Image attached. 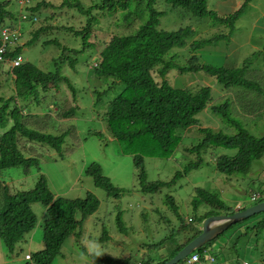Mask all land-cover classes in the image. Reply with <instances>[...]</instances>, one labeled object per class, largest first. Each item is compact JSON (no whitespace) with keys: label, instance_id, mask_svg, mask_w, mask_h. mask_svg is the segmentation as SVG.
Masks as SVG:
<instances>
[{"label":"trees","instance_id":"16d2710c","mask_svg":"<svg viewBox=\"0 0 264 264\" xmlns=\"http://www.w3.org/2000/svg\"><path fill=\"white\" fill-rule=\"evenodd\" d=\"M31 1L33 2V0ZM158 2H162L163 8H160ZM250 2L252 0H245L244 4L233 14L219 17L209 10L208 0H94L93 5L87 8L80 0H63L62 8L66 6L78 9L82 16L88 17L87 25L82 30L69 29L83 39L81 51L87 49L95 51L97 48L90 42L92 24L97 18L94 15L95 11L102 14H106L104 12L111 14L115 11H128L126 17L133 13L137 14L138 28H129L126 33H112L110 41L104 43L101 50L97 52L93 61L95 65L90 64L92 67L90 74L95 75L101 81L102 87L105 84L107 86L103 92L97 90L100 86L91 89V93L99 99L97 102L103 100V97H107V94L112 90V94L115 93L106 108L102 106L97 110V114H99L100 110L105 108L102 112L104 133L98 135L102 139L108 138L116 141L123 155L133 157L140 191L144 194H154L161 192L164 188H171L180 178L187 177L193 170L200 169L204 164L201 154L209 149L222 148L235 152L234 155L224 154L215 158L212 156L216 162V169L220 173L230 176L248 175L252 162L264 156V137L250 134L237 119V116H245V113L258 114L263 111L264 88L259 82L247 77L246 66L227 70L224 67L199 63L197 53L210 41H219L223 36H217L209 41H189L195 34L189 26H178L177 29L171 30L160 28L163 17L167 16L169 12L181 10L197 19L210 16L214 21L226 24L230 28L231 36L239 16L242 15ZM8 3L0 4V28L14 18L13 13L6 8ZM42 6L46 7L47 4L42 2L31 12L37 13ZM146 17L148 20L144 22ZM46 31L45 27L39 29L25 46L33 45L37 41L38 35ZM53 42L48 41L47 44ZM22 47L7 49L6 58L19 56ZM73 53L76 56L79 51H73ZM63 60L60 58V62H56V65L62 67L66 63L62 62ZM68 63L72 69H75L76 59H72ZM4 65L5 62L0 63V88L4 73L2 66ZM5 73L13 79L14 87L9 98L0 96V126L11 124V127L0 135V172L19 168L28 172L32 168H37L40 172L39 160L35 157L27 158L24 155L25 153L22 151L24 143L46 145L58 151L65 144L69 132L60 131L59 135L45 132L44 130L47 129L55 130V127H52L47 121L52 118L51 113L54 112V109L47 111L42 117L38 116V118L32 119L36 117L32 113V108H34V104L39 106L45 99L41 100V95L46 97L50 92L58 93L62 90L61 84L68 81L59 70L56 73L44 72L36 65L24 61L20 66L11 68ZM199 73L213 78L220 84L223 94L230 95L232 93L234 97H228L216 104L210 86L195 84L182 88L177 87L174 83L175 80H180V77ZM68 87L76 100L75 89L71 85ZM225 95H220V98ZM61 105L64 107L58 110L59 113L54 112L53 114L57 120L76 118L77 107L69 108L67 97L61 101ZM206 110L219 117L222 129L214 130L200 124L197 116ZM33 120L36 121L35 126L32 125ZM190 128L197 129L199 137L196 145L184 150L183 157L189 159L190 156H196V160H190L184 170L178 172L169 182H148L145 159L147 157L171 158L180 150L179 146L188 137L187 130ZM228 129H234L236 134L227 133L225 130ZM101 171L100 165L96 163H92L87 169V173L95 178L96 183L102 185L110 194L123 191L110 181L102 179ZM195 192L196 199L192 202L194 207L207 204L213 209L224 211L206 214L200 223L210 216L222 215V213L223 215H232L238 212L217 199L212 191L197 187ZM168 198L167 204L172 209L176 208L174 199L169 196ZM261 198L254 202V205L264 202V198ZM36 203L45 208L41 225L43 249L30 254L31 258L25 259V264H55L56 259L62 255V248L67 239L78 235L77 231L85 220L98 211L99 200L91 192H88L86 197L75 200L56 197L50 191L43 175L38 179L35 187L29 191L21 190L12 193L9 186L0 185V242L2 241L7 249L8 259L13 257L17 246L24 242L27 243L29 236L39 227L38 217L32 208ZM246 209L247 207L239 209V211ZM121 221L122 217L119 214L117 222L122 228ZM193 221L191 219L188 224H192ZM187 228L191 231L189 232L192 234L191 238L182 240L181 243L178 242L168 259L159 264H164L172 259L201 234V228L190 227L187 223L182 226L181 231L185 233ZM232 229L236 230L229 234L228 239L230 238L231 241L228 243L230 245L235 236L233 245L231 247L217 245V241ZM227 231L194 252L199 256L198 264H206L209 255L220 257V260H223L221 264H229V260L234 258V255L230 256L229 253L237 256L241 250H246V246L240 250L241 244L239 247L237 244L243 237L247 239L251 232L255 235V242L259 241L264 232V213L241 221ZM107 238H109V234L104 229L101 240ZM217 246L221 248L219 249ZM104 260L110 264H132L129 259L106 258ZM230 263L240 264V261L236 260ZM145 264H155V262L149 260Z\"/></svg>","mask_w":264,"mask_h":264},{"label":"rangeland","instance_id":"374dc122","mask_svg":"<svg viewBox=\"0 0 264 264\" xmlns=\"http://www.w3.org/2000/svg\"><path fill=\"white\" fill-rule=\"evenodd\" d=\"M18 1L0 0V4L9 2L6 8L14 16L5 25L13 24V27H18L21 30L22 37L18 44L12 46V49L23 46L19 56L23 58L24 62L34 64L44 72L56 73L59 70L68 81L61 84L62 90L58 93L50 92L46 97L41 95L40 99H45L39 106L34 104L32 113L36 117L32 119L38 118V116L42 117L52 109L59 113L58 110L64 107L61 105V101L66 97L69 102L68 107L75 106L77 110L76 118L68 120H57L53 111L52 118L47 117L49 118L47 121L52 127H55V130L47 129L44 130L45 132L53 135H59L60 131L69 132L65 144L60 150L57 151L46 145L24 143L22 148L24 155L27 158L35 157L39 160L40 172L37 168H32L29 172L23 168L5 170L0 172V185L9 186L12 193L21 190L29 191L35 187L36 182L43 175L50 191L56 197L75 200L84 198L88 192H91L99 200L98 211L85 220L77 231L78 235L67 239L62 248V255L56 259L55 264H110L106 263L104 260L106 258L129 259L132 264H145L152 260L155 264H159L168 259L178 242L181 243L182 240L191 238L192 234H189L191 232L189 228L185 230V233L181 231L184 224L187 223L190 227L196 226L202 229L206 219L202 223L200 222L206 214L224 212L213 209L207 204L194 207L192 202L196 199L195 189L197 187L212 191L217 199L236 211L253 206L252 196L254 194L261 193V199L264 198V156L252 162L248 175H224L216 169L214 158L224 154L234 155L235 152L222 148L209 149L201 154V157L204 158L203 166L198 170H193L187 177L180 178L173 187L164 188L161 192L154 194L141 192L133 157L123 155L116 141L108 138L102 139L98 135L104 133L102 112L115 93L112 94V90L107 94V97H103V100L97 102L99 99L91 93V89L100 86L97 90L103 92L107 86L105 84L102 87L101 81L95 75L90 74L92 70L90 64H93L97 52L101 50L104 43L110 41L112 33H126L129 28H138L137 14L133 13L126 17L128 11H115L111 14L95 11L94 15L97 18L92 24L90 42L98 49L81 51L83 39L69 30L72 28L74 31H80L87 25L88 17L82 16L78 9L66 6L62 8L63 0H33L34 7L26 11L20 7ZM80 1L86 8L94 3V0ZM42 2H45L47 6L40 7L39 11L34 13L37 15L38 21L22 20V14L32 13L31 10ZM244 2L245 0H208V7L217 16L227 17L237 11ZM158 3L160 8H163L162 2ZM160 8L158 9L160 10ZM147 20L148 17L144 19V22ZM161 21L160 28L167 30L177 29L178 26L192 28L195 34L189 41H209L217 36H223L219 41H210L197 53L199 63L224 67L227 70L246 66L247 77L259 82L264 88V0H252L246 6L234 25L231 36L230 28L226 24L216 22L210 16L197 19L191 14L179 10L169 12ZM43 27L47 31L39 34L33 45L25 46ZM48 41L54 42L47 44ZM1 45L2 43H0ZM73 51H79V53L74 56ZM60 58L64 59L62 62H66L62 67L56 65V62H60ZM72 59L77 61L75 69H72L68 63ZM9 69L11 68L8 64L2 66L4 73L0 96L5 98L11 96V90L14 87L13 79L5 73ZM180 78L174 82L177 87L186 88L195 84L210 86L216 104L228 97H234L232 93L230 95L223 94L220 84L203 73ZM68 85L75 89L76 100L71 95ZM220 95L225 96L220 98ZM102 106L105 108L103 107V110L97 114V110ZM237 117L243 128L250 134L264 137V109L258 114L245 113V116ZM197 118L203 127L214 130L222 129L219 117L213 115L211 111L206 110ZM35 124L36 121L33 120L32 125L35 126ZM10 127L11 124L0 126V135ZM225 131L232 135L236 134L234 129ZM187 132L188 137L179 146L180 150L178 149L179 151L171 158L147 157L145 159L148 182H169L178 172L184 170L190 160H196V156H190L189 159L183 157L184 150L196 145L199 137L195 128H190ZM92 163L100 165L102 179L110 181L123 191L110 194L102 185H98L95 178L87 173V169ZM168 196L174 199L175 210L167 204ZM32 208L38 217L39 227L29 236L27 243L24 242L17 246L11 259H8L7 249L1 241L0 264H25L28 255L43 249L41 225L45 208L38 203L34 204ZM119 214L122 217V228L117 222ZM190 218L194 220L192 224H188ZM104 229L108 232L109 238L101 240ZM234 230L236 229L227 231L217 241V245L228 246V242L231 241L230 238L228 239L229 234ZM234 237L228 247H231L235 242ZM239 246L240 250L246 246V250H241L237 256L229 253L230 256L234 255V258L229 260V264L236 260H239L240 264L243 262L264 264V232L257 242H255L254 233L251 232L247 239L243 237L240 240L237 244V247ZM216 258L223 261L220 260V257ZM179 264L188 263L182 261Z\"/></svg>","mask_w":264,"mask_h":264},{"label":"water","instance_id":"95a60500","mask_svg":"<svg viewBox=\"0 0 264 264\" xmlns=\"http://www.w3.org/2000/svg\"><path fill=\"white\" fill-rule=\"evenodd\" d=\"M264 213V202L256 204L232 215H215L207 218L202 225L201 234L186 245L176 256L164 264H179L191 254L222 235L230 227L251 217Z\"/></svg>","mask_w":264,"mask_h":264},{"label":"built area","instance_id":"2783aa9c","mask_svg":"<svg viewBox=\"0 0 264 264\" xmlns=\"http://www.w3.org/2000/svg\"><path fill=\"white\" fill-rule=\"evenodd\" d=\"M18 3L20 7L26 11L29 8L33 7V2L31 0H19ZM21 18L23 21H38V17L33 13L22 14ZM21 37V30L18 27H13V24L4 25L0 28V43H2V45L0 46V63L5 62V64H8L10 68H15L21 65V63L24 61L21 56H17L16 58H6L5 56L7 49L12 48L13 45L18 44ZM257 198L258 196H254L252 200L255 201ZM190 221L191 219H189V222ZM26 258L30 259L31 256L28 255ZM207 261L208 264H219V261L211 255L207 257ZM199 262V256L197 254H193L187 263L196 264ZM243 264L249 263L243 262Z\"/></svg>","mask_w":264,"mask_h":264},{"label":"clouds","instance_id":"9594fccd","mask_svg":"<svg viewBox=\"0 0 264 264\" xmlns=\"http://www.w3.org/2000/svg\"><path fill=\"white\" fill-rule=\"evenodd\" d=\"M33 7H34V3H33ZM32 8V7H31ZM33 13V12H32ZM34 14V13H33ZM37 16V15H36ZM261 193H259V194H254L253 196H252V198L254 197V196H258V198L255 200V201H253V202H256L260 197H262V195H260ZM254 206V205H253ZM252 207V206H251ZM188 222H189V219H188ZM193 254H196V253H193ZM193 254H191L185 261H187L188 262V260L192 257V255ZM198 255V254H197ZM212 256V255H211ZM216 258V257H215ZM217 259V258H216ZM219 261V260H218ZM208 262V261H207ZM221 262H223V261H219V264H221ZM196 264H198V263H196Z\"/></svg>","mask_w":264,"mask_h":264},{"label":"crops","instance_id":"0c3cea01","mask_svg":"<svg viewBox=\"0 0 264 264\" xmlns=\"http://www.w3.org/2000/svg\"><path fill=\"white\" fill-rule=\"evenodd\" d=\"M138 264H140V263H138Z\"/></svg>","mask_w":264,"mask_h":264}]
</instances>
